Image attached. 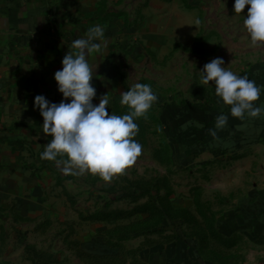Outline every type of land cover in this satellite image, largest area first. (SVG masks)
Wrapping results in <instances>:
<instances>
[{
  "label": "rangeland",
  "instance_id": "rangeland-1",
  "mask_svg": "<svg viewBox=\"0 0 264 264\" xmlns=\"http://www.w3.org/2000/svg\"><path fill=\"white\" fill-rule=\"evenodd\" d=\"M64 3L77 21L74 26H83L80 37L92 25L105 26L103 52L88 57L94 69L93 103L98 104L101 96L107 94L109 114L122 115L128 107L120 103L121 92L136 82L151 84L158 100L146 118L137 119L139 132L135 139L143 145L142 154L111 181L89 172L66 175L62 164L41 159L40 152L51 135L42 131L43 120L33 129L35 141L28 144L26 165L31 169L30 181L41 184L36 198L40 205L30 212L35 214L33 218L40 217L39 221L25 223L2 214L5 218L0 220V264H94L81 254H104L110 250L108 244L134 246L138 239L127 225L139 217L146 218L151 207L160 210L157 227L162 235L158 241L186 237L196 241L203 256L216 264L243 261V244L219 239L214 233L222 208L221 192L217 193L214 185H197L203 180H214L215 165L193 174L178 166L179 149L169 138L168 119L186 104H213L220 99L212 81L205 85L200 80L199 70L213 58L222 57L225 66L238 75L264 70V44H252L243 25L249 6L235 13L234 0ZM62 99L66 98L60 95L53 102ZM189 181L195 187L187 192L185 183ZM183 197L191 199V206L175 208L172 201L181 206ZM169 206L181 211H169ZM121 211L131 212V217L95 221L85 218L98 212ZM122 234L126 238L120 240Z\"/></svg>",
  "mask_w": 264,
  "mask_h": 264
},
{
  "label": "crops",
  "instance_id": "crops-1",
  "mask_svg": "<svg viewBox=\"0 0 264 264\" xmlns=\"http://www.w3.org/2000/svg\"><path fill=\"white\" fill-rule=\"evenodd\" d=\"M67 8L64 0H0V220L7 213L25 223L39 221L40 216L33 218L30 212L40 205L36 198L41 184L30 181L26 155L33 129L43 120L34 97L43 94L53 102L62 95L54 72L73 50L72 40L81 35L83 26H74L77 21ZM247 76L264 89V70ZM255 103L264 107V90ZM229 108L221 98L213 104H186L168 119L169 138L179 149L178 166L188 174L215 165L214 180L197 185H214L221 192L215 228L222 238L243 244L245 259L236 264H264V114L241 120ZM221 111L228 113V123L214 138L208 129ZM185 187L188 192L195 184L189 181ZM182 199L183 205H172L191 206L190 198ZM154 229L159 228L137 235L134 246L115 243L118 247L107 246L110 250L104 254H87L110 257L124 250V264H216L193 239L178 236L161 242L162 234Z\"/></svg>",
  "mask_w": 264,
  "mask_h": 264
},
{
  "label": "clouds",
  "instance_id": "clouds-1",
  "mask_svg": "<svg viewBox=\"0 0 264 264\" xmlns=\"http://www.w3.org/2000/svg\"><path fill=\"white\" fill-rule=\"evenodd\" d=\"M246 5L249 7L243 25L251 43L264 44V0H234V12L241 13ZM105 43L102 24L92 25L84 36L74 38L73 50L64 55L62 68L54 72L58 90L66 99L50 102L38 94L34 97V107L43 117L42 131L51 135L40 152L41 159L62 164L61 170L66 175L89 172L111 181L142 154L143 145L135 139L139 132L137 119L147 117L158 96L151 84L136 82L120 95V103L128 107L126 113L109 114L107 94L94 104L96 88L91 83L94 69L88 57L102 53ZM199 73L202 84L213 82L215 94L224 105L230 106L232 116L243 120L245 116L257 118L264 114V107L255 103L264 90L262 86L247 74L238 75L225 66L222 57L207 62ZM228 119V113L221 111L208 133L215 138Z\"/></svg>",
  "mask_w": 264,
  "mask_h": 264
},
{
  "label": "trees",
  "instance_id": "trees-1",
  "mask_svg": "<svg viewBox=\"0 0 264 264\" xmlns=\"http://www.w3.org/2000/svg\"><path fill=\"white\" fill-rule=\"evenodd\" d=\"M151 213L144 219H137L135 222H130L127 227L131 233H135L134 236L144 234L146 232H151V230L158 226V224L161 222L160 219V210L156 207H151ZM169 211L177 212L178 209H175L174 207L169 206ZM145 209V208H144ZM181 211V210H178ZM131 217V212H109V213H94L86 216L85 218L89 220H111V219H117L118 217ZM161 229V228H160ZM154 231H159V229H154ZM153 231V232H154ZM161 232V231H159ZM215 235L217 238L226 240L221 237V235L217 232L216 228L214 230ZM126 235L122 234V236L119 237L120 240L125 239ZM108 244V242H105ZM114 247H118L117 244H108ZM82 256H85L92 260L94 264H124L125 262V255L122 253V251L119 250V252L110 257H99V256H93L89 254H81Z\"/></svg>",
  "mask_w": 264,
  "mask_h": 264
}]
</instances>
